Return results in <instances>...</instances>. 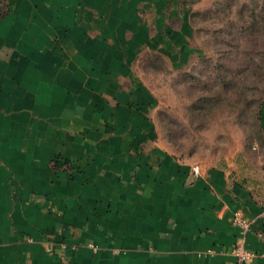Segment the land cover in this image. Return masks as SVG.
<instances>
[{"label":"crops","instance_id":"1","mask_svg":"<svg viewBox=\"0 0 264 264\" xmlns=\"http://www.w3.org/2000/svg\"><path fill=\"white\" fill-rule=\"evenodd\" d=\"M214 1L5 0L0 264H264L233 252L239 210L264 248V200L222 167L193 174L136 69L147 51L185 66Z\"/></svg>","mask_w":264,"mask_h":264},{"label":"rangeland","instance_id":"2","mask_svg":"<svg viewBox=\"0 0 264 264\" xmlns=\"http://www.w3.org/2000/svg\"><path fill=\"white\" fill-rule=\"evenodd\" d=\"M199 7L187 64L171 67L147 51L137 72L160 102V130L176 155L222 167L264 200V0Z\"/></svg>","mask_w":264,"mask_h":264},{"label":"built area","instance_id":"3","mask_svg":"<svg viewBox=\"0 0 264 264\" xmlns=\"http://www.w3.org/2000/svg\"><path fill=\"white\" fill-rule=\"evenodd\" d=\"M4 2L5 0H0L2 5H4ZM192 172L196 176L200 175L202 172L200 164H194L192 166ZM233 223L240 228V233L233 249L239 263L250 262L259 257L264 258V248L261 250H253L247 246V234L252 229L253 220L250 219L243 211L239 210L234 214Z\"/></svg>","mask_w":264,"mask_h":264},{"label":"trees","instance_id":"4","mask_svg":"<svg viewBox=\"0 0 264 264\" xmlns=\"http://www.w3.org/2000/svg\"><path fill=\"white\" fill-rule=\"evenodd\" d=\"M5 5H2V3H0V10H1V13H6L8 11V8L7 7H4ZM161 57V56H160Z\"/></svg>","mask_w":264,"mask_h":264}]
</instances>
